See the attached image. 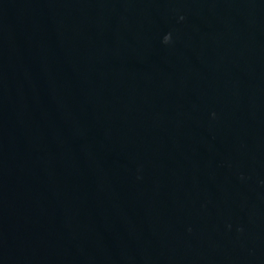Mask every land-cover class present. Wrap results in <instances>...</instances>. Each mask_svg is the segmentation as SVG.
<instances>
[{"label":"water","instance_id":"water-1","mask_svg":"<svg viewBox=\"0 0 264 264\" xmlns=\"http://www.w3.org/2000/svg\"><path fill=\"white\" fill-rule=\"evenodd\" d=\"M0 264H264V0H0Z\"/></svg>","mask_w":264,"mask_h":264}]
</instances>
